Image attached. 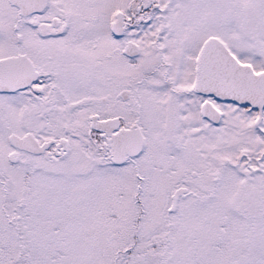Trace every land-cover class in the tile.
I'll list each match as a JSON object with an SVG mask.
<instances>
[{
  "label": "snow or ice",
  "instance_id": "1",
  "mask_svg": "<svg viewBox=\"0 0 264 264\" xmlns=\"http://www.w3.org/2000/svg\"><path fill=\"white\" fill-rule=\"evenodd\" d=\"M0 264H264V0H0Z\"/></svg>",
  "mask_w": 264,
  "mask_h": 264
}]
</instances>
